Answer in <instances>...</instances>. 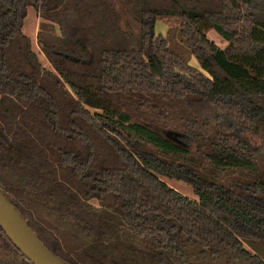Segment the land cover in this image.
I'll return each instance as SVG.
<instances>
[{"label": "trees", "instance_id": "trees-1", "mask_svg": "<svg viewBox=\"0 0 264 264\" xmlns=\"http://www.w3.org/2000/svg\"><path fill=\"white\" fill-rule=\"evenodd\" d=\"M27 8L57 29L34 39L53 72L21 32ZM161 19L184 49L155 34ZM185 22L223 48L197 32L202 53ZM263 25L264 0H0V191L46 249L64 264H184L176 234L264 264V149L244 136L264 137V77L247 92L229 60L262 53L264 70ZM190 57L204 93L168 75ZM0 264H32L1 228Z\"/></svg>", "mask_w": 264, "mask_h": 264}, {"label": "rangeland", "instance_id": "rangeland-1", "mask_svg": "<svg viewBox=\"0 0 264 264\" xmlns=\"http://www.w3.org/2000/svg\"><path fill=\"white\" fill-rule=\"evenodd\" d=\"M184 24L186 35L194 40L195 45L201 50L202 53H205V48L198 41V38L196 37L197 32L203 34L207 41L213 43L218 48H223L224 43L220 40V38L213 31L208 32V26L206 22H202L196 26H191L187 22H185ZM154 30L155 34H160L162 36L166 34L167 30H169L170 40L172 41V43L176 44L179 48L184 49L177 37V21L172 19L157 20ZM37 31L48 32L54 35L57 34V29L54 24L42 20L38 17L35 11H33L31 8H27V15L23 20L21 32L30 40L31 50L36 55L39 64L44 69L53 72L46 59L35 45L34 38ZM252 35L257 41L264 43V25L255 26L252 30ZM181 52V56L186 59V56L188 55L187 52L185 50H182ZM131 57L134 60L139 59V57H137V55L135 54H132ZM229 60L243 66L249 73V76L245 79H236L237 84L247 92H256L258 81L264 77V70H262L260 66L263 62V54L257 53L254 56L250 57H234L229 58ZM168 75L174 79H179L184 82L194 93H204L209 88L210 78L204 72L199 70L197 64L191 57L188 59L185 67L181 72L172 71L168 73ZM89 112L94 113L95 111L89 110ZM168 133L170 134L169 136L175 135V133L171 131H168ZM244 136L250 144L259 145L264 149L263 136H254L247 133H245ZM159 179L162 180L168 187L177 191L181 195L193 201H196V196L193 195L191 187L186 183L182 181L166 179L164 177H159ZM91 202L95 204L94 201Z\"/></svg>", "mask_w": 264, "mask_h": 264}, {"label": "water", "instance_id": "water-1", "mask_svg": "<svg viewBox=\"0 0 264 264\" xmlns=\"http://www.w3.org/2000/svg\"><path fill=\"white\" fill-rule=\"evenodd\" d=\"M0 228L9 241L23 254L32 264H64L54 256L36 238L33 232L24 223L14 207L6 200L0 191ZM196 252L206 254L204 264H249L238 263L231 260L225 249L220 252L218 259L211 260L208 249L202 248L195 243Z\"/></svg>", "mask_w": 264, "mask_h": 264}, {"label": "flooded vegetation", "instance_id": "flooded-vegetation-1", "mask_svg": "<svg viewBox=\"0 0 264 264\" xmlns=\"http://www.w3.org/2000/svg\"><path fill=\"white\" fill-rule=\"evenodd\" d=\"M171 238L173 239L172 244L174 246H176L179 249V251L181 252L182 260H183L184 264H204V259H205L206 254L202 251L196 252V250H195L194 244L198 243V242L193 241V239L178 237V235H176V234L172 235ZM201 247L205 248L203 246H201ZM205 249H208V248H205ZM208 251L210 253V259L215 260V259H218L219 254H220V252L223 251V249H221V248H218L216 250H209L208 249ZM231 260H233V259H231ZM235 262H237V261H235ZM238 263H244V262H238Z\"/></svg>", "mask_w": 264, "mask_h": 264}, {"label": "crops", "instance_id": "crops-1", "mask_svg": "<svg viewBox=\"0 0 264 264\" xmlns=\"http://www.w3.org/2000/svg\"><path fill=\"white\" fill-rule=\"evenodd\" d=\"M208 32H209V30H208ZM208 32H207V33H208ZM34 39H35V38H34ZM34 41H35V40H34Z\"/></svg>", "mask_w": 264, "mask_h": 264}]
</instances>
